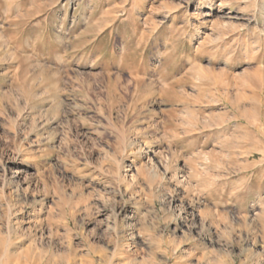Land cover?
Wrapping results in <instances>:
<instances>
[{
	"label": "rangeland",
	"instance_id": "obj_1",
	"mask_svg": "<svg viewBox=\"0 0 264 264\" xmlns=\"http://www.w3.org/2000/svg\"><path fill=\"white\" fill-rule=\"evenodd\" d=\"M0 264H264V0H0Z\"/></svg>",
	"mask_w": 264,
	"mask_h": 264
},
{
	"label": "bare ground",
	"instance_id": "obj_2",
	"mask_svg": "<svg viewBox=\"0 0 264 264\" xmlns=\"http://www.w3.org/2000/svg\"><path fill=\"white\" fill-rule=\"evenodd\" d=\"M122 133H123V132H122ZM119 134H120V133H119ZM150 159H151V158H150ZM165 162H166V160H165ZM164 164H165V163H164ZM150 168H151V167H150ZM140 169H141V168H140ZM17 173H18V175H19L20 171H19V172H17ZM18 175H17V176H18Z\"/></svg>",
	"mask_w": 264,
	"mask_h": 264
}]
</instances>
